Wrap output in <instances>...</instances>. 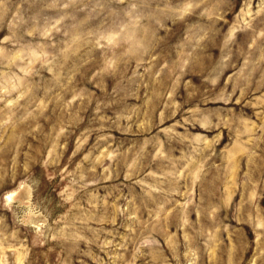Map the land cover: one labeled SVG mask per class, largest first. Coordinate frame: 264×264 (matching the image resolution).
Segmentation results:
<instances>
[{
  "label": "rangeland",
  "instance_id": "374dc122",
  "mask_svg": "<svg viewBox=\"0 0 264 264\" xmlns=\"http://www.w3.org/2000/svg\"><path fill=\"white\" fill-rule=\"evenodd\" d=\"M0 264H264V0H0Z\"/></svg>",
  "mask_w": 264,
  "mask_h": 264
}]
</instances>
